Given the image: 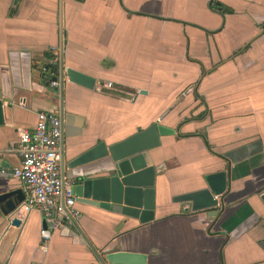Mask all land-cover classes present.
<instances>
[{
	"label": "crops",
	"instance_id": "obj_1",
	"mask_svg": "<svg viewBox=\"0 0 264 264\" xmlns=\"http://www.w3.org/2000/svg\"><path fill=\"white\" fill-rule=\"evenodd\" d=\"M210 1L0 0V194L23 191L12 176L21 130L41 110L59 115L58 78L51 83L62 50L65 67L95 79L91 88L64 79V178L102 176L110 145L153 123L161 129L148 150L157 171L153 218L123 221L76 203L87 240L101 249L117 239L146 254L145 264L263 263L264 0H215L232 10L223 16ZM12 52L28 56L27 86L21 72L13 85ZM94 148L96 159L71 165ZM218 171L227 181L214 215L177 199ZM20 207L19 226L0 216V264H96L74 223L42 250L49 222Z\"/></svg>",
	"mask_w": 264,
	"mask_h": 264
},
{
	"label": "water",
	"instance_id": "obj_2",
	"mask_svg": "<svg viewBox=\"0 0 264 264\" xmlns=\"http://www.w3.org/2000/svg\"><path fill=\"white\" fill-rule=\"evenodd\" d=\"M8 65L13 76V85L16 86L19 83L21 72L25 78L23 83L27 86L26 78L31 70L28 56L25 53L12 52L9 54ZM52 66H55L58 70V77H54L53 80L55 81L58 78V89L60 91L59 118L62 120L63 83L65 77L69 82L88 88L93 87L95 79L83 72L65 67L62 50L59 59ZM52 66H46L43 69L53 71ZM40 76L43 78L41 71ZM145 93L144 90H141V94ZM9 99L4 98L3 100L9 102ZM1 105L2 99L0 98V122L2 121ZM159 131L161 129L157 128L155 123H153L145 130L125 140L116 142L104 150L101 157L108 156L109 163L102 176L89 177L86 174H78L75 177L73 185L75 202L113 214H119L125 218L123 221L128 218L136 219L140 223L150 221L153 218L154 209V191L152 186L157 171H155L148 150L158 144L157 136ZM62 146L61 131V169L63 167ZM95 150L96 148L75 158L71 165L94 160L93 158L95 157L92 155H94ZM205 180L207 187L184 194L177 199L189 202L191 211L203 210L214 215V209L218 205V197L226 190V172L218 171L207 174ZM23 199L24 193L19 188L7 190L0 194V216L10 226H19L21 223L20 218L15 215L19 211V205ZM261 199L264 202V193L261 195ZM72 222L92 250L96 264H145L146 254L130 250L125 246V248H121L117 239L104 244L101 249H96L77 226V222L73 219ZM259 264H264V262Z\"/></svg>",
	"mask_w": 264,
	"mask_h": 264
},
{
	"label": "built area",
	"instance_id": "obj_3",
	"mask_svg": "<svg viewBox=\"0 0 264 264\" xmlns=\"http://www.w3.org/2000/svg\"><path fill=\"white\" fill-rule=\"evenodd\" d=\"M57 86V81H52ZM112 88L111 82L105 83ZM61 120L54 110L37 112L32 129H23L18 135L16 150L19 163L12 168V176L23 188L21 209L28 212L40 209L49 227L40 230L41 248L46 250L52 233L70 226L81 213L76 206L74 180L64 178L60 164Z\"/></svg>",
	"mask_w": 264,
	"mask_h": 264
},
{
	"label": "trees",
	"instance_id": "obj_4",
	"mask_svg": "<svg viewBox=\"0 0 264 264\" xmlns=\"http://www.w3.org/2000/svg\"><path fill=\"white\" fill-rule=\"evenodd\" d=\"M209 8L217 13H219L220 15H225L226 13H231L232 10L226 6H224L223 4L218 3L215 0H211L209 2ZM51 67V66H49ZM54 71V70H53Z\"/></svg>",
	"mask_w": 264,
	"mask_h": 264
}]
</instances>
